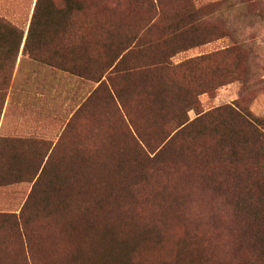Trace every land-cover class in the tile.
<instances>
[{"label": "rangeland", "instance_id": "rangeland-1", "mask_svg": "<svg viewBox=\"0 0 264 264\" xmlns=\"http://www.w3.org/2000/svg\"><path fill=\"white\" fill-rule=\"evenodd\" d=\"M35 2L0 0V20L13 24L26 35ZM158 3L154 0H54L51 5L44 0L40 10L39 54L54 60L53 50L56 49L55 61L73 68L68 72L31 59L28 53L18 54L8 88V104H4L0 116V133L9 139H25L20 148L24 161L15 164L23 175L32 173L56 139L58 147L49 158L40 184L31 194L32 182L0 186V212H14L17 216L22 205L28 202L23 208L26 210L22 218L24 236L18 234L20 227L16 229L18 220L0 217L3 225L0 264H30L29 256L33 264H98L97 256H101L103 248L108 252L109 248L116 252L122 248L123 252L127 247L118 245L120 241L127 244L137 241L134 236L116 235L131 228L105 226L102 221L104 217L110 219L125 214L169 220L165 229L161 228L169 235H164L160 242L142 240L139 251L143 252L139 256L148 260L166 254L190 253L201 256V264L255 261L264 264V254L262 258L259 254L257 261L244 240L237 241L242 230L236 228L232 197L226 196L224 190L236 195L232 184L227 182L233 161L229 162L225 154L214 156L211 153L215 139L193 131L179 135L165 149H160L163 152L159 155L152 151L157 150L160 140L175 126L183 110L176 109L169 114L166 118L173 121L162 129L158 123L160 117H154L152 111L144 108L143 104L148 102L141 94V109L130 107L138 135L134 137L128 124L123 129L113 110L105 105L102 91L94 109L97 116L111 110L107 120L112 128L108 129L101 120H91L72 122V128L64 131L76 107L97 86L92 78L100 72V58L108 56L114 48H109L110 41L117 44L128 30L156 12L155 5L162 8L163 14L152 35L184 8L201 9L202 6L204 10H216L210 23L221 27L222 37L178 53L174 62L230 46L234 41L240 48L224 58L217 78L227 80L228 75L225 77L223 73L234 65L231 79L238 76L242 79H234L213 92L199 95L197 110L238 99L253 115L264 119V0H158ZM47 41L52 43L46 44ZM35 43L33 40L30 46L33 48ZM9 55L5 45L0 47V71L4 76L10 68ZM39 72L46 75L47 80L58 83L54 101L38 95L43 87H48ZM74 74L93 75H89L90 79L85 77L88 82L84 91H74L77 87L71 78ZM116 84L121 87L122 82L117 79ZM48 108L50 113H46ZM196 112L190 109L187 115L193 119ZM220 113L219 118H222L225 111ZM93 127L97 129L90 131ZM62 132L66 135L60 139ZM88 136L102 141L108 138L104 148L97 150L109 152L69 155L76 150L71 144L76 140L86 141ZM46 159L47 156L41 167ZM237 166L242 168V165ZM216 183H222V189L214 188ZM57 186H62L59 195ZM64 194L67 204L62 206L61 218L56 219L52 212ZM46 212L48 217L43 216ZM98 220L101 222L97 223ZM113 258L110 254L108 264H113Z\"/></svg>", "mask_w": 264, "mask_h": 264}, {"label": "trees", "instance_id": "trees-1", "mask_svg": "<svg viewBox=\"0 0 264 264\" xmlns=\"http://www.w3.org/2000/svg\"><path fill=\"white\" fill-rule=\"evenodd\" d=\"M154 1L156 4L158 3V0ZM43 2L44 0H36L26 36L23 30L0 20V47L5 45L7 52L10 54L8 73L4 76L0 71V116L8 97L12 72L24 38L22 54L28 53L31 59L72 72L70 70L73 68L72 66L59 64L55 61V55H58L56 49L53 50L54 60H47L39 54V45L42 42L40 38L42 35L40 32V10ZM47 2L51 5L54 4V0H47ZM155 6L156 12L135 28L128 30L126 32L128 34H125L124 38L119 40L117 44L110 41L109 48H114H111L108 56L103 59L100 58L102 63L100 72L94 78H92V74H89L92 76V80L98 83L97 86L93 88L73 113L71 119L66 123L64 131L72 128V122L82 123L91 120H101L104 125H107L108 129H111V122L107 118L113 110L112 113L119 119L123 129L128 124L131 135L138 137L135 128L136 122L131 116L130 107L141 109L143 104L142 100L139 99L141 94L148 102L145 101L144 108L152 111L154 117H157V115L160 117L158 123L162 129H164L166 123L173 121L166 118L169 114H173L176 109L183 110L181 116L176 118L175 126L168 130L160 140L155 148L157 150L152 151L155 155H159L163 152L161 150L170 145L179 135H189L193 131L215 139L211 153L214 156L225 154L229 158V162L233 161L232 169L228 170L227 182L232 184L236 195L229 193L226 188L224 190L226 196L232 197L230 203L235 210L236 228L242 230L237 241L241 243L244 240L245 246L249 247L255 254L256 260L259 254L262 258L264 254V119L253 115L247 107L239 103L238 99L229 104L212 106L201 111L196 108L199 95L213 92L220 86L234 81V79H242L240 76L231 79L233 74L231 69L234 65L226 68L223 73L225 77L228 75L227 80L217 78V71L220 70L224 58L240 48L234 41L230 46L174 62L173 58L178 53L193 47L206 45L222 37L221 27L210 23L216 10H204L202 6L201 9L184 8L181 12H176L172 19L168 18L166 23H162L160 31L152 35L155 26L158 22L160 23V16L163 14L162 8L159 5ZM48 14L50 15L49 11ZM49 18L51 19V16ZM33 40H36V43L32 48L30 43ZM45 43L52 42L47 41ZM89 75H84V77L90 79ZM117 79L122 82L121 87L116 84ZM241 81L244 82V80ZM102 91L105 105L110 107L111 110L105 115L98 114L97 116L94 107H96V98ZM190 109L197 111V116L193 119H190L187 115ZM220 111H225L222 118H219ZM155 122H157V118ZM96 129L97 127H93L89 130ZM64 135L66 134L62 132L60 139ZM93 137L88 136L89 139L86 141L76 140L71 144V147L76 148V150L67 151V153L69 152V155H90L109 152L108 150H97L104 148L105 142L108 143V138L102 141ZM24 141L25 139L21 137L9 139L0 133V186L12 182H32L31 194L40 184L42 174L50 161L49 158L54 154L58 145L56 143L53 147L51 144L48 146L49 152L43 154L38 166L28 176L18 172L15 167V164L24 161L20 149ZM140 143L145 147L142 140H140ZM45 156H47V159L41 167ZM238 164L242 165V168L238 167ZM119 171L121 172L120 169ZM141 175H145V173H141ZM216 184H213L214 188L222 189V183ZM55 189L59 195L62 186H57ZM66 198L65 194L59 197L57 207L52 212L56 219L61 218L62 206L67 204ZM27 205L28 202H25L22 207L25 206L26 208ZM23 208L20 209L17 216L14 212H0L2 218L9 217L18 220L16 229L20 227V233L18 232V234L21 237L24 236L22 218L26 211ZM47 213H44L43 216L48 217L49 213ZM102 221L105 226L122 225L125 228H131L127 232L116 235H130L137 238V241L133 244L120 241L118 245L127 247L123 252L121 251L122 248H120V251L117 249V252L116 249L109 248L110 254L112 257L114 256L113 264H201V256L198 254L196 256L190 253L166 254L151 260L139 256L141 255L139 253L143 252L139 251L142 240L146 242L158 239V242H160L164 235H169L162 231V229H165L163 228L164 225L169 223L166 217L125 214L110 219L104 217ZM96 222L100 223L101 220ZM2 227L0 221V228ZM102 234H110V232H102ZM101 245L103 246L105 243H101ZM102 251L101 256H97L98 264H108L110 258L108 249L103 248ZM29 262L33 264L30 256ZM245 264H257V262Z\"/></svg>", "mask_w": 264, "mask_h": 264}, {"label": "crops", "instance_id": "crops-1", "mask_svg": "<svg viewBox=\"0 0 264 264\" xmlns=\"http://www.w3.org/2000/svg\"><path fill=\"white\" fill-rule=\"evenodd\" d=\"M26 36V35H25ZM25 39V38H24ZM24 39H23V41H22V43H21V46H20V52H19V54L21 53V55H22V49H23V45H24ZM17 61V60H16ZM16 64L17 63H15V69H16ZM14 70V69H13ZM14 73L15 72H13L12 73V76L14 75ZM40 76H42V81L43 82H45V85L46 86H48L46 89L43 87L41 90H40V93H38V95H41L45 100H48L49 102H51V101H54L56 98H57V93H58V83L57 82H55V80H47V78H46V75L44 76V75H41L40 74V72H39V77ZM12 78V77H11ZM72 80L73 81H75L74 82V84L77 86L75 89H74V91L75 92H78L79 90H81V91H84V89L86 88V82H88V79H86L84 76H81V75H78V74H74V75H72ZM12 81V80H11ZM10 87H11V85H10ZM89 94V93H88ZM88 96V95H87ZM87 96H85L84 97V99L87 97ZM84 99L82 100V102L84 101ZM5 104H8V97H7V100L5 101ZM82 104V103H81ZM79 106L80 105H78L77 107H76V109L74 110V112L79 108ZM49 109L50 108H48L47 110H46V113H50L49 112ZM72 115H73V113H72ZM57 140V139H56ZM56 140L53 142V144H52V147L56 144ZM49 152V151H48ZM47 152V153H48Z\"/></svg>", "mask_w": 264, "mask_h": 264}]
</instances>
